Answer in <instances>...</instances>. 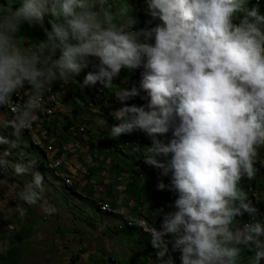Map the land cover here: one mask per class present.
Here are the masks:
<instances>
[{
	"label": "clouds",
	"instance_id": "clouds-1",
	"mask_svg": "<svg viewBox=\"0 0 264 264\" xmlns=\"http://www.w3.org/2000/svg\"><path fill=\"white\" fill-rule=\"evenodd\" d=\"M146 2L148 14L160 23L139 30L124 0H22L18 8L15 0L0 3V105L12 114L0 128L11 127L14 136L31 129L54 82L67 83L90 64L95 70L86 74L81 88L97 82L109 87L122 68L143 66L141 88L147 97L141 99L147 103H126L140 95L135 86L117 92L123 106L112 115L120 122L108 135L141 130L152 137L143 148L144 161L162 169V175L171 171V190L178 198L175 211L154 212L162 214L158 228L144 227L142 219L136 224L148 233L134 227L151 236L158 264H172L163 259L169 242L181 252L182 264H244L240 245L255 249L247 264H261L264 225L239 227L234 220L255 213L264 201L257 197V181L256 209L239 187L242 177L255 178L254 164L264 147V15L249 8L248 0ZM46 14L54 18L51 30L44 27ZM25 23L39 25L45 39L25 43L20 35ZM170 130L168 143L157 138ZM10 143L0 134V144ZM169 154L166 161L158 159ZM7 166L0 158V168ZM32 166L17 163L15 174ZM43 179L34 172L20 199L29 205L40 201ZM165 187L157 183L158 190ZM43 211L51 214L55 208L44 205Z\"/></svg>",
	"mask_w": 264,
	"mask_h": 264
},
{
	"label": "rangeland",
	"instance_id": "rangeland-1",
	"mask_svg": "<svg viewBox=\"0 0 264 264\" xmlns=\"http://www.w3.org/2000/svg\"><path fill=\"white\" fill-rule=\"evenodd\" d=\"M21 3L22 0H15L14 5L18 8ZM125 3L130 5L131 1L125 0ZM53 19L50 14H46L44 24H49L48 20ZM150 20L151 24L148 23ZM157 23L160 21L152 20L151 16L146 19L140 16L138 19V24L145 27H153ZM30 27L26 23L22 25L20 34L25 35L23 29L28 30ZM31 32L37 35L35 37L32 35V38L40 40L39 37L42 35L38 31L31 30ZM126 70L127 73L124 75L123 71L120 72L121 74L113 79V84L109 87H104L100 82L94 86H86L88 93L85 101L73 93L72 87L60 88V85L53 84L57 90L55 93L53 88L52 93L59 96L62 105L57 109L56 116L52 118L53 121L48 119L51 115L42 116L37 113L36 121L44 123L41 128L45 130L44 132H48L47 138L40 140V146L34 144L35 139H39L37 134H44V132L35 129L31 133L30 130H24L20 136H14L11 127L0 128V134L11 141L10 144H0V158L8 162L6 168H0V186L4 184L3 189L0 188V260L13 249L14 254L18 256V264H158V249L153 246L152 250L141 248L138 243H150L151 236H139L140 232L135 227L123 229L120 227L127 221L126 214H130L131 211H135L133 217L144 216L143 212L153 214L158 209L156 207L158 202L168 203L165 211H175L174 202L178 198V192L171 190V171L167 175H162V172L148 174L141 167L135 168V163H140V158L144 160L143 148L148 145L140 142L141 149L133 151V144H125L120 136L111 138L108 135L112 126L107 121L101 106L104 104L109 109V114L118 110L121 102L115 96L117 92L123 88L131 89L135 86L140 95L131 100L136 101L138 106L147 103V99H141V96L147 97V92L141 88L142 74L134 73L135 69L126 68ZM77 76L82 78L84 71ZM45 94L47 98L48 93ZM54 100L53 97L47 100L49 106H54ZM66 104H70L72 112L67 106L63 109L62 106ZM4 107L5 105L3 107L0 105V122L12 117ZM51 136L56 139L51 141L54 150L50 146L41 148V145L49 144ZM148 137L152 140V137ZM160 140L168 143L170 138L164 135L160 137ZM68 143L73 145L70 149H64L63 146ZM123 152L129 157H126ZM76 154L86 158L80 165L74 162ZM57 158L62 162L63 170H55L50 166V160L58 161ZM159 158H162L161 161H166L171 158V154L168 157L160 156ZM125 161H129L134 170L144 178L148 175L151 189L143 195V198L150 197L152 200L154 205L151 204L149 209L141 205L144 199L137 201L125 195L132 176ZM17 163H31L33 166L27 173L17 175L14 171ZM262 164H264V147L259 149V156L254 164L258 185H264ZM56 165L60 166V162L53 164L54 167ZM37 171L44 178L42 199L35 205H29L20 199L19 194L24 190L25 184L31 182L33 173ZM67 172L71 174L70 183H66L63 178L64 173L67 174ZM103 172L106 175H102ZM93 173L99 176L98 179L94 178L97 180L96 186H93L94 183L90 180ZM160 181L166 185L163 190L157 189V183ZM100 185L104 187L103 190L98 189ZM258 191L263 198L264 188L258 186ZM172 193L174 196H170ZM116 194L119 196L116 201H121L119 204L124 206L122 212L117 207L119 204H114V201L110 202L107 199L109 197L114 199ZM168 194L170 197L166 196ZM98 200L111 204L116 208L117 213L101 212L97 207ZM128 202H132L134 207H130ZM44 205L53 206L55 211L45 214ZM103 208L112 210L109 207ZM236 221L234 226H237ZM258 222L264 225V222ZM240 247L244 259L254 256V247L249 248L244 245ZM172 253L174 254V250ZM179 255L180 264H182L181 252ZM261 264H264L263 258Z\"/></svg>",
	"mask_w": 264,
	"mask_h": 264
},
{
	"label": "trees",
	"instance_id": "trees-1",
	"mask_svg": "<svg viewBox=\"0 0 264 264\" xmlns=\"http://www.w3.org/2000/svg\"><path fill=\"white\" fill-rule=\"evenodd\" d=\"M90 59L93 60V59H97V58L92 57ZM93 61H95V60H93ZM84 99H86V98L83 96L82 97V101H85ZM126 103L129 104V105L136 104L138 106L137 102L134 101V100H129ZM122 106L123 105L121 104V107ZM101 108H102V111H105L107 121L109 122V124L111 126L116 125V124H118L120 122V121L116 120L112 114H109V109L106 108V106L104 104L101 106ZM166 135H167V137H169L171 139L172 138L171 130ZM120 137L123 139L125 144H129V145L133 144V145H139L140 146V142H144L146 145L150 146L151 143H152V140H150V138L148 136H146V134L143 133L141 130L134 131L132 134H122ZM160 137L161 136H158L157 138L160 139ZM123 153H124V155L126 157H129L125 152H123ZM158 159H162V158L158 157ZM125 163L128 164V166H127L128 170L131 172V175H132L131 176V184H129V186H127L126 191H125V193H126L125 195L131 196L132 199H134V200L137 199V201L140 200L141 198L144 199V200H142V204L141 205H144L146 203L152 204L153 202L150 199V197H146V199L143 198V195H145V193L147 191H150V189H151V183L148 180L149 179L148 175L146 176V178H144L143 175H140L138 172H136L134 170L133 165L130 164L129 161H125ZM135 164H136L135 168L136 167H141V168L145 169V171L148 172V174H153V173H158V172L161 173L162 172L161 169L156 168L154 166H151V165L145 163V161L142 160V158H140V163L137 162ZM154 170H155V172H154ZM249 186H252L255 189V187H256V179L255 178L248 179L246 176L242 177V179L240 181V184H239V187L242 188L246 192ZM157 204L158 205H156V204L155 205L158 207V209L163 208L164 211H165V207L166 206L163 207L164 205L162 206V204H160L159 202ZM152 205H154V204H152ZM97 207L99 208V206H97ZM256 207H257L259 212L264 213V201H259L257 203ZM144 216L150 222L156 223L159 220V218L162 216V214L161 215H157L155 217L154 216L150 217L148 215H144ZM262 217H264V216H262ZM141 235H143V237H148L149 236L148 234H145L143 232H141ZM139 243H141V242H139ZM151 247H152V244L149 243L147 245V248H151ZM173 250L174 249H173V246H172V251ZM179 252H180L179 250H174L173 264H180ZM14 253H15V251L13 249H11L8 252L7 256L0 260V264H18V256L15 255ZM241 258L243 260V256L242 255H241ZM163 259L164 260H168L171 263V259L169 257V254H167V252H166L165 256L163 257Z\"/></svg>",
	"mask_w": 264,
	"mask_h": 264
},
{
	"label": "crops",
	"instance_id": "crops-1",
	"mask_svg": "<svg viewBox=\"0 0 264 264\" xmlns=\"http://www.w3.org/2000/svg\"><path fill=\"white\" fill-rule=\"evenodd\" d=\"M131 1V4L130 5H128V7H129V9H130V15L131 16H133L134 18H136L137 19V21H138V19H139V17L141 16L143 19H146L148 16H150L149 14H148V6H147V2H146V0H130ZM7 2V0H0V3H6ZM124 2H125V0H124ZM261 4H263L264 5V2H260ZM262 5V6H263ZM247 6L249 7V8H252V7H257L258 9H259V12H260V14L261 15H264V12H263V8L261 7V5H259L258 3H255L254 1H252V0H248V4H247ZM13 7L14 8H17V6L16 5H14L13 4ZM140 12V13H139ZM49 21V24H44V27H46V28H48V30H51V24H50V21L51 20H48ZM234 22H236V23H239V19L237 18V19H235V21ZM155 26V25H154ZM141 28H145V25H139L138 23L135 25V30H139V29H141ZM24 31H25V35H21V38L25 41V43H31V42H35L36 41V39H34V38H32V32H31V30H36V31H38L39 32V34L40 35H42L41 37H39V39L40 40H42V39H45V33H44V31H43V29L39 26V25H36V26H31L28 30L27 29H23ZM22 32V28H21V30H20V33ZM34 37L35 36H37V35H33ZM59 50H57V57L59 56ZM93 60H95V61H93ZM92 61L94 62V63H98V58L97 59H93ZM95 69H93V67H92V65L90 64L89 65V67L88 68H85V69H83L82 71H84V76L89 72V71H94ZM123 71V73H124V75L127 73V70H126V68H122L121 69V71L120 72H122ZM143 71H144V68H143V66H141V67H139V68H136L135 70H134V73H137V74H139V75H141L142 73H143ZM119 74H121V73H119ZM136 74V75H137ZM84 76L81 78V77H79V76H75L74 77V79H70L67 83H63V82H59V81H57V82H54V84H57V85H64V86H70V87H72V91H73V93L75 94V95H78L79 96V98H81L82 99V97L84 96L85 98H86V95H87V93H88V88H86V86L85 87H83V88H81L80 87V85L83 83V81H84ZM26 89H27V87H26ZM93 89V88H92ZM28 90V89H27ZM62 95V94H61ZM68 96V95H67ZM66 97V96H65ZM70 98H71V96L70 97H68V100H70ZM70 102V101H69ZM71 103V102H70ZM69 107V110H70V112H72V109H71V106H70V104H66L65 106H62L63 107V109H64V107ZM2 107H3V105H2ZM5 109V108H4ZM56 116V114L54 115V116H52L51 115V118H48L49 119V121H53L54 119H52V118H54ZM39 125H37V130H39L40 132H44L43 131V129L41 128V127H43L44 126V123H41L40 121H39V123H38ZM137 131V130H136ZM143 132V131H142ZM144 133V132H143ZM37 134V133H36ZM41 134V133H40ZM40 134H37L38 135V137H39V140H43V138L44 137H46L47 138V135H48V132H44V134L42 133L41 135ZM146 134V133H145ZM51 141H56V139L55 138H53L52 136H51V138H50V141H49V144H45V145H41V147L43 146V147H47V146H50L51 147V149L53 148V142H51ZM73 144H71V143H68V145H66L65 144V146H63V148L64 149H70L71 148V146H72ZM42 147V148H43ZM79 147H81V146H79ZM82 148V147H81ZM50 149V150H51ZM49 150V151H50ZM53 150H54V148H53ZM72 151V150H71ZM67 152H65V154H66ZM36 156H38V154L36 155ZM52 157V156H51ZM75 157H76V159L74 158V162H75V164L76 165H80V163H81V161H83V160H85L86 158H84V156L82 157V158H84V159H82L81 158V156H78L77 154L75 155ZM77 157H78V159H77ZM53 158V157H52ZM55 160V159H54ZM57 160H58V158H57ZM63 165H62V167H60V168H62V170H63ZM79 167V166H78ZM85 167V166H84ZM82 168H83V165H82ZM66 171V170H65ZM64 171V172H65ZM94 171H95V169H94ZM103 174H105L106 175V173L105 172H103L102 173V175ZM83 176V175H82ZM97 177V179L99 178V176H98V174L97 175H95V173H93L92 174V176L90 177V180L94 183L93 184V186L95 185V183L97 182V180H94V178H96ZM101 178V177H100ZM256 179L258 178V177H255ZM262 178L264 179V176H262ZM81 180V179H80ZM96 186V185H95ZM257 186H261V187H263L264 188V185H258V182H257ZM153 187V186H152ZM98 189H104V187H102L101 185H100V187L98 188ZM154 189V188H153ZM258 189V188H257ZM95 190V189H94ZM95 191H98L97 189L95 190ZM165 196V195H164ZM166 196H168V197H170V196H174V193H172V194H170V196H169V194L168 195H166ZM259 199H261V200H264V197L262 198V197H260V193H259V191H258V196H257ZM107 199H109V201L110 202H113V199H111L110 197L109 198H107ZM121 202V201H120ZM120 202H114V204H119ZM162 202H163V200H162ZM145 205V207H146V209H149L148 207H150V203H146V204H144ZM164 205V206H163ZM168 205V203L167 204H162V206L163 207H165V206H167ZM118 208H120L121 209V212H122V210H124V206H121L120 204L117 206ZM157 207V206H156ZM147 211V210H146ZM165 212H167V211H165ZM143 213H145V215H148V216H150V217H152V216H154L155 217V215H154V213L153 214H147L146 212H143ZM133 214H135V211H131L130 212V214H126V216L128 217V216H131V215H133ZM140 231V230H139ZM139 236H141V233H139ZM139 243V242H138ZM140 244V246H141V248H147V245L149 244V243H146V244H143V242H141V243H139ZM150 244H151V242H150ZM148 250H152V247L151 248H147ZM242 255V254H241ZM243 256V255H242ZM247 260L248 259H244V257H243V261H244V264H246L245 262H247Z\"/></svg>",
	"mask_w": 264,
	"mask_h": 264
},
{
	"label": "bare ground",
	"instance_id": "bare-ground-1",
	"mask_svg": "<svg viewBox=\"0 0 264 264\" xmlns=\"http://www.w3.org/2000/svg\"><path fill=\"white\" fill-rule=\"evenodd\" d=\"M255 3H258L256 0H253ZM260 5H261V7L263 8V10H264V5L263 4H261L260 3ZM263 5V6H262ZM53 88L54 87H52V91H53ZM56 88H54V92L56 93ZM26 91H28L27 89H26ZM52 91L51 92H48V96L50 95V98L51 97H53L55 100H58L57 98H58V95L56 94V95H54L53 93H52ZM46 95V94H45ZM47 96V95H46ZM16 97V95H14L13 96V98H15ZM44 98H46L45 96H44ZM44 98H43V106H44ZM48 100V99H47ZM47 104H48V102H47ZM48 106H49V104H48ZM5 108H6V110L11 114V111H10V107L9 106H7V105H5ZM11 116H12V114H11ZM26 130H29V129H26ZM35 145H39L40 146V144H39V142L37 141V140H35V143H34ZM43 147V146H42ZM51 148V147H50ZM43 149H44V147H43ZM48 149V148H47ZM48 160H50V159H48ZM51 162L49 163L50 164V166L52 167V168H55V170H57L58 168L57 167H54L53 166V164H55V163H57V162H60V166H59V170H62V168H60V167H62V162L61 161H55V160H50ZM264 167V166H263ZM2 169H4V168H2ZM1 169V170H2ZM51 170H53V169H51ZM66 172V171H65ZM63 174V173H62ZM69 175V176H68ZM63 178H64V180H65V182L66 183H70V181L72 180L71 179V174L69 173V172H67V175L64 173V175H63ZM246 193L248 194V199L251 201V204H252V206H254L255 207V205H256V198L255 197H253L254 196V194H255V189H254V187H252V186H249L248 187V189H247V191H246ZM118 199V197H114V202H117L116 200ZM100 203V204H99ZM97 204H98V206H99V210L101 211V212H108V213H117V210H116V208H114L111 204H109L108 202H105V201H100L99 202V200H98V202H97ZM128 205L130 206V207H134L133 206V204H132V202H128ZM136 206V205H135ZM103 207H109V208H111L112 210L111 211H109V210H107V209H104ZM255 209H256V207H255ZM262 216H264V214H259V212L258 211H256L255 213H253V214H249V213H243V215H240L239 216V220H240V223H241V225H239V227H243V225L244 224H246V223H252V222H258V221H260V222H264V217H262ZM254 217V218H253ZM139 218H141L142 220H144L145 221V217H143V216H141V217H129V220H127L126 221V223L125 224H123V225H121L120 227H121V229H123L124 228V226L125 227H134V226H136V227H138L139 229H141L143 232H146V231H144L143 230V228H141V227H139V226H137V224H135V221L137 220V219H139ZM144 227H146V228H152V227H157L158 228V221H157V223H155V224H152V223H150L148 220H147V222L145 223V225H144ZM146 233H148V232H146ZM150 234V233H149ZM167 252H168V254H169V257H170V259H171V261H172V264H173V255H172V243L171 242H169L168 243V250H167Z\"/></svg>",
	"mask_w": 264,
	"mask_h": 264
},
{
	"label": "built area",
	"instance_id": "built-area-1",
	"mask_svg": "<svg viewBox=\"0 0 264 264\" xmlns=\"http://www.w3.org/2000/svg\"><path fill=\"white\" fill-rule=\"evenodd\" d=\"M260 2H264V0H258V4L260 5ZM264 12V10H263ZM24 99H26L27 97H23ZM47 99H50V95L47 97V98H44V106H43V110L41 111H38L37 113L42 115V116H47V115H55L57 109L61 108V105H62V100H60L59 96H58V100H54V106H47ZM19 101V97H15L13 98V103H16ZM36 124L33 123V126L31 127V129H29L31 131V133L33 131H35V129L37 130V125H39V121H35ZM33 139V138H32ZM34 140V139H33ZM39 142L40 144V140L37 138L35 139ZM264 166V164H262ZM56 167L59 169V165H56ZM4 173V172H3ZM67 175V174H66ZM69 176V175H68ZM246 181V180H245ZM3 186L4 184H1L0 188L3 189ZM114 197H119L118 194H116ZM246 213V212H244ZM129 220V219H128ZM161 220H162V217H160V219L158 220V227L160 226V223H161ZM237 220V221H236ZM236 223H237V226L241 225L240 223V220H239V217L237 216L235 218ZM147 222V219L145 218V223ZM261 240H264V236L260 237ZM264 260V258H263Z\"/></svg>",
	"mask_w": 264,
	"mask_h": 264
}]
</instances>
